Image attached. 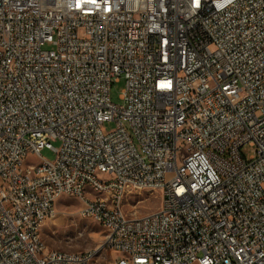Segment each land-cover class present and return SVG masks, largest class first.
Wrapping results in <instances>:
<instances>
[{"label":"built area","instance_id":"obj_1","mask_svg":"<svg viewBox=\"0 0 264 264\" xmlns=\"http://www.w3.org/2000/svg\"><path fill=\"white\" fill-rule=\"evenodd\" d=\"M136 186L156 210L127 215ZM62 197L102 227L96 251L43 249ZM108 251L264 264V0H0V264Z\"/></svg>","mask_w":264,"mask_h":264},{"label":"rangeland","instance_id":"obj_2","mask_svg":"<svg viewBox=\"0 0 264 264\" xmlns=\"http://www.w3.org/2000/svg\"><path fill=\"white\" fill-rule=\"evenodd\" d=\"M45 49H53L54 47L47 44ZM125 81L121 78L115 82L110 91L113 103L122 104V90ZM241 95V94H240ZM115 128L114 122H107L104 125V131L108 132ZM52 145L59 148L60 140L53 139ZM245 158H250L255 153V147L246 144L241 149ZM43 157L53 160L55 151L51 148H45L41 151ZM133 197H125L123 199L124 209L127 215H144L158 208L160 205V194L152 191L135 190ZM81 202L74 197H62L56 203L57 216L47 219L42 226L41 235L49 248L60 249L65 251L82 252L96 251V247L101 243L104 231L100 224L92 218L82 217L79 213ZM114 256L110 251L102 254L97 259L99 264H108Z\"/></svg>","mask_w":264,"mask_h":264},{"label":"bare ground","instance_id":"obj_3","mask_svg":"<svg viewBox=\"0 0 264 264\" xmlns=\"http://www.w3.org/2000/svg\"><path fill=\"white\" fill-rule=\"evenodd\" d=\"M135 190H137V191H143V186H136V187H135ZM39 241H40V244L42 245L43 249H46V250H55V249H53V248H49V247L46 245V243H45V241H44V239H43L41 233H39ZM56 250H58L59 253H70V255H79V254H81V253H87V252H88V251L73 252V251H65V250H60V249H56ZM89 251H90V250H89Z\"/></svg>","mask_w":264,"mask_h":264}]
</instances>
